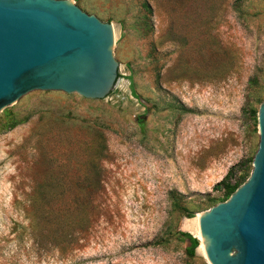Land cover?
<instances>
[{
	"label": "rangeland",
	"instance_id": "obj_1",
	"mask_svg": "<svg viewBox=\"0 0 264 264\" xmlns=\"http://www.w3.org/2000/svg\"><path fill=\"white\" fill-rule=\"evenodd\" d=\"M70 1L112 25L117 79L0 111V264H207L179 233L250 174L264 0ZM32 197L79 204L74 244L32 241Z\"/></svg>",
	"mask_w": 264,
	"mask_h": 264
},
{
	"label": "water",
	"instance_id": "obj_2",
	"mask_svg": "<svg viewBox=\"0 0 264 264\" xmlns=\"http://www.w3.org/2000/svg\"><path fill=\"white\" fill-rule=\"evenodd\" d=\"M112 45V25L70 0H0V111L33 91L105 98L117 79ZM255 129L246 181L198 216L207 264H264V95Z\"/></svg>",
	"mask_w": 264,
	"mask_h": 264
},
{
	"label": "trees",
	"instance_id": "obj_3",
	"mask_svg": "<svg viewBox=\"0 0 264 264\" xmlns=\"http://www.w3.org/2000/svg\"><path fill=\"white\" fill-rule=\"evenodd\" d=\"M145 8L150 11L148 5H145ZM131 94L135 96L133 91ZM6 125L8 130L16 126L15 123ZM240 178L232 185L225 183L226 179L218 184L217 187L221 185L224 189L225 199L237 188ZM39 189L32 190V195L44 192L43 189ZM28 209V234L38 246L51 245L65 248L74 244L79 234L78 228L82 221L86 220V218H79V204L75 201L63 202L53 201L50 198L43 200L40 197H32L28 201ZM179 235L188 240L190 246L187 252L189 256H192L197 242L187 233L180 232Z\"/></svg>",
	"mask_w": 264,
	"mask_h": 264
},
{
	"label": "bare ground",
	"instance_id": "obj_4",
	"mask_svg": "<svg viewBox=\"0 0 264 264\" xmlns=\"http://www.w3.org/2000/svg\"><path fill=\"white\" fill-rule=\"evenodd\" d=\"M197 219H198V216H197V218L195 219V226H196V228H197ZM194 234H195V238H197V240H198V246H200V248H201V252H202V254H203V242H202V240L200 239V237L198 236V230H197Z\"/></svg>",
	"mask_w": 264,
	"mask_h": 264
}]
</instances>
